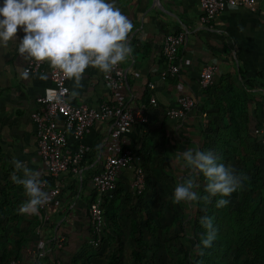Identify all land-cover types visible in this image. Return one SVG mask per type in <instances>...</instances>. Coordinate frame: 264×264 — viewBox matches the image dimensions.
Returning <instances> with one entry per match:
<instances>
[{"label":"crops","instance_id":"obj_1","mask_svg":"<svg viewBox=\"0 0 264 264\" xmlns=\"http://www.w3.org/2000/svg\"><path fill=\"white\" fill-rule=\"evenodd\" d=\"M199 1L115 0L134 25L128 37L133 54L121 64L126 83L112 92L105 73L90 67L83 74L79 96L67 99L91 108L121 100L136 112L141 104L154 98L156 105L149 108L148 124L133 127L117 141V150L134 152L146 170L162 165L171 172L190 173L177 155L203 146L216 126L220 134L235 125L250 150L253 148V155L256 147L263 148L264 154L263 136L257 133L264 114V0H255L254 11L226 7L210 25L200 23ZM177 33L185 37L179 51L180 70L175 77L162 81L159 74L166 67L162 55L164 39ZM23 35L18 29L17 40L0 47V264L12 258L35 264H102V238L111 239L117 222L132 219L111 210L131 198L134 170L118 171L114 193L99 194L95 190L93 176L101 173L105 159L115 152L111 138L115 122L109 120L95 122L85 136L77 172L69 170L57 178L49 175L37 154L36 129L31 118L40 108L38 98L52 86L49 66L46 64L44 73L22 76L28 61L18 54L17 44ZM205 66L217 69V77L208 90L199 84V72ZM41 75L47 78L40 79ZM149 83L154 86L152 90ZM72 84L68 80L69 91ZM180 97L191 98L194 107L184 119L167 118L166 112L176 107ZM77 146L68 139L71 153ZM13 157L40 172V179L49 188L57 186L59 195L50 206L40 207L35 214L18 211L27 197L22 186L11 179L15 171L10 163ZM97 200L103 208L104 227L98 246H94L97 238L90 228L88 213L89 206ZM260 216L264 226V208ZM60 238L65 241L57 248Z\"/></svg>","mask_w":264,"mask_h":264},{"label":"clouds","instance_id":"obj_2","mask_svg":"<svg viewBox=\"0 0 264 264\" xmlns=\"http://www.w3.org/2000/svg\"><path fill=\"white\" fill-rule=\"evenodd\" d=\"M133 28V22L116 6L115 0H3L0 6V47L16 41L20 29L24 35L17 44L18 54L28 62L46 63L64 79L73 82L71 91L46 90L48 99L57 104L66 102L65 93L68 100L79 96L87 68L110 73L126 62L133 54L128 42ZM22 76L28 78V72ZM46 78L40 76V79ZM177 160H182L190 173L174 188L172 200L175 204L200 199L208 203L211 197L220 196L215 206L226 207L230 201L224 197L242 189L247 179L245 174L221 163L212 150L189 148L180 152ZM10 163L15 169L11 179L22 186L27 197L18 211L35 214L49 200V194L42 188L45 182L40 179L41 173L16 157ZM200 174L208 194L204 197L195 191L200 187L197 181ZM200 223L206 229L200 245L210 248L217 238L213 218L201 217Z\"/></svg>","mask_w":264,"mask_h":264},{"label":"rangeland","instance_id":"obj_3","mask_svg":"<svg viewBox=\"0 0 264 264\" xmlns=\"http://www.w3.org/2000/svg\"><path fill=\"white\" fill-rule=\"evenodd\" d=\"M203 142V150H212L221 163L247 176L243 188L224 197L230 202L222 208L215 206L220 196L211 197L208 203L200 199L175 204L172 200L174 188L188 173L164 170L162 165L152 171L141 166L142 193L138 195L132 187V196L126 204L111 210L113 214L125 213L126 218L132 219L117 222L111 239L102 238V264H178L185 250L181 222L192 212L199 222L201 217L213 218L217 238L209 249L214 252L215 264H247L248 260L263 264L260 253L256 254L258 258L253 257L252 250H257L260 242L255 239L251 225L252 209L264 208L263 148L256 147L254 156L253 148L250 150L247 140L240 136L235 125L220 134L219 126H216ZM197 180L202 190L197 188L195 191L201 197L207 196L202 174ZM124 225H127L125 230ZM205 232L203 226L198 227L196 236L201 240ZM203 263L209 264L208 259Z\"/></svg>","mask_w":264,"mask_h":264},{"label":"built area","instance_id":"obj_4","mask_svg":"<svg viewBox=\"0 0 264 264\" xmlns=\"http://www.w3.org/2000/svg\"><path fill=\"white\" fill-rule=\"evenodd\" d=\"M199 6L202 12L200 23L210 25L222 14L226 7H246L254 11L255 0H200ZM184 40L185 37L182 33L169 34L164 39L162 55L166 67L159 74L160 80L165 81L179 73V51L184 44ZM26 71L31 74L44 73L46 72V63L27 62ZM48 72L52 83V86L48 89H55L57 92L61 89L69 90L68 80L64 79L58 71L49 68ZM105 76L108 87L112 92L118 91L126 83V74L121 64L116 66L110 73H105ZM216 77L217 69L214 66L203 67L199 72L201 88L204 90L210 89ZM262 81L264 82V69L262 70ZM147 86L150 90L154 88L152 83ZM46 90L38 98L40 108L31 115V118L36 129L37 154L45 164L49 175L52 178H57L69 170L77 172L83 159L84 146L82 142L85 136L95 122L111 120L115 122V127L111 130L112 148L115 152L105 159L101 173L93 176V186L99 194L114 193L117 190L116 178L118 171L133 168V187L140 195L143 183L141 165H139L136 154L131 150H117V141L122 135L129 134L133 127L148 124V111L151 106L156 105L155 99L150 98L147 103L140 105L138 111L134 112L127 108L121 100L114 104L102 102L97 108H91L83 104H72L67 100V93H65L66 102L57 104L48 99ZM193 107L194 101L191 98L180 97L177 100L176 107L168 110L166 116L169 119H184ZM257 133L263 136L262 145L264 146V114ZM69 138L78 145L73 153L68 149ZM42 188L49 194V200L41 208H47L59 195V189L57 186L49 188L47 182L42 185ZM88 217L92 233L97 238L93 241V245L98 246V237L104 225L101 201L97 200L89 206ZM64 241V238H60L57 248H61ZM8 264L35 263H23L18 259H11ZM56 264L62 263L57 262Z\"/></svg>","mask_w":264,"mask_h":264},{"label":"trees","instance_id":"obj_5","mask_svg":"<svg viewBox=\"0 0 264 264\" xmlns=\"http://www.w3.org/2000/svg\"><path fill=\"white\" fill-rule=\"evenodd\" d=\"M198 149L203 150V146L199 147ZM188 175L186 174L184 178H186ZM198 183L200 185L199 181ZM198 190L201 191L202 188L199 187ZM260 214V208L256 209L255 207L254 209H252L251 225L255 231V239L260 242V247L257 248V250L253 248L252 251L254 253L253 257L255 258H258V255H256L257 253L261 254L260 258L262 259V263L264 264V226L263 224H261ZM198 227L201 228L202 226L194 216L193 212L191 214H188L185 219H182L181 231L184 236L185 250L183 257L178 264H201L202 261L205 262V259H208L209 264H215L216 260L213 258L214 252H210L209 248H203L202 245H200L201 240L196 236V229H198ZM8 262L6 264H8ZM247 264L255 263L254 261L248 260Z\"/></svg>","mask_w":264,"mask_h":264}]
</instances>
